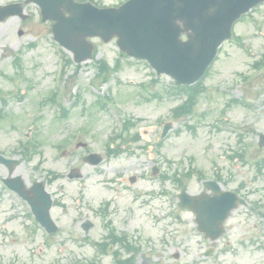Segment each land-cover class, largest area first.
I'll use <instances>...</instances> for the list:
<instances>
[{
    "label": "rangeland",
    "instance_id": "rangeland-1",
    "mask_svg": "<svg viewBox=\"0 0 264 264\" xmlns=\"http://www.w3.org/2000/svg\"><path fill=\"white\" fill-rule=\"evenodd\" d=\"M12 1L19 0H0V4ZM99 1L112 6L122 0ZM25 12L29 15L25 21L11 17L0 23V96L7 100L5 106L0 103V110L10 115L0 121V151L20 157L17 149L27 139L42 142L16 171L26 181L44 178L48 171L59 173L60 178L47 188L56 201L51 216L60 231L47 237L35 226L28 208L11 200L0 186V264H115L110 249L99 254L93 244L103 238L105 228L101 225L103 219L92 211L113 195H118V201L117 209L110 215L112 226L118 234L137 237L135 246L139 252L135 264L152 256L154 250L159 252L155 257L162 264H175L170 258L172 249L184 251L178 264H192L197 239L193 221L185 216V225L178 228L182 232L174 233L175 222L172 214L168 216L166 212L164 197L141 204L148 192L162 189L170 193L174 202V194L181 190L171 178L175 172L191 170V178L181 177L183 189L189 192L201 188L197 173L202 172L205 178L218 174L228 182L227 188L243 183L244 191H251V199L264 202V150L256 145L258 134L264 132V67L252 65L264 56V3L234 23L232 38L219 48L201 81L203 92L193 113L179 119L171 116V109L185 98V92L166 93L172 90L173 80L156 76L145 61L121 54L114 39L103 43L93 38L95 58L79 64L77 69L75 64L69 65L60 74L65 51L53 41L50 22H41L34 4L27 5ZM19 30L22 35H18ZM233 37L240 38L241 43ZM16 54L20 67L14 64ZM99 59L109 66L116 62L119 65L106 84L94 79V64ZM16 88L24 91L23 97H12ZM50 91H64L59 99L71 106L65 118L58 120V107L42 100ZM78 93L81 99L72 107L73 96ZM102 95L112 99L113 104L106 110L94 105ZM124 117L134 123L128 135L141 130L144 139L123 144L127 153L105 159L96 168L83 163L81 157L87 148H75V143L85 142L90 150L104 153L105 142L120 130ZM162 121H171L173 127L159 140ZM26 132L28 138L24 136ZM62 140L69 142L67 149H72L66 157H60L56 147ZM235 152L242 153L243 159H229ZM258 160L263 163L259 165ZM72 166L81 168L83 180L64 177ZM152 166L160 168L159 178L149 179ZM167 172L170 179L164 183L162 173ZM4 174L0 166V178ZM130 174L139 178L133 188L123 189L119 182ZM135 192L139 193L138 207L129 203ZM86 217L96 224L90 232V242L79 228ZM167 222L168 234L164 227ZM116 249L121 257L126 256L119 245Z\"/></svg>",
    "mask_w": 264,
    "mask_h": 264
},
{
    "label": "water",
    "instance_id": "water-1",
    "mask_svg": "<svg viewBox=\"0 0 264 264\" xmlns=\"http://www.w3.org/2000/svg\"><path fill=\"white\" fill-rule=\"evenodd\" d=\"M29 1L39 5L43 20L55 21L54 39L73 53L75 62L92 58L93 46L87 37L99 36L106 42L116 36L117 45L127 55L146 59L157 74L166 73L181 84L200 77L217 46L230 37L232 22L261 0H129L118 8L102 9L73 0L25 3ZM10 15L25 18L21 4L0 6V21ZM182 33L187 40L180 39ZM169 127L165 126L162 135ZM258 144L264 145V134ZM35 186H41L35 197L24 195L22 186L16 189L28 199L36 219L53 231L49 195L42 191V184ZM180 197L189 198L186 194Z\"/></svg>",
    "mask_w": 264,
    "mask_h": 264
},
{
    "label": "flooded vegetation",
    "instance_id": "flooded-vegetation-1",
    "mask_svg": "<svg viewBox=\"0 0 264 264\" xmlns=\"http://www.w3.org/2000/svg\"><path fill=\"white\" fill-rule=\"evenodd\" d=\"M199 197L206 196L211 198L214 195H219V192L209 191V190H199L196 193ZM242 197V196H241ZM245 197V196H243ZM118 201V196H113L108 202H103L99 204L103 210L102 215L106 221L110 218V215L116 210V205ZM130 204L137 203V200L133 201L130 199ZM225 203V202H224ZM95 213V211L92 209ZM96 214V213H95ZM259 217L262 219L259 213L250 208L240 207L230 213V216L225 222L226 234L227 230L231 232L242 231L241 235L247 232L248 222ZM258 224L253 223V228L256 229ZM195 228L197 230V223H195ZM199 241L195 245V257L198 261L196 264H252L255 260L249 258L248 248L257 243L256 239L239 237L235 239L231 238H220L213 242H210L203 234L198 233ZM171 257L178 259L180 254L178 252H172Z\"/></svg>",
    "mask_w": 264,
    "mask_h": 264
},
{
    "label": "trees",
    "instance_id": "trees-1",
    "mask_svg": "<svg viewBox=\"0 0 264 264\" xmlns=\"http://www.w3.org/2000/svg\"><path fill=\"white\" fill-rule=\"evenodd\" d=\"M98 67L100 72H105L107 70V66L104 62L99 63Z\"/></svg>",
    "mask_w": 264,
    "mask_h": 264
}]
</instances>
